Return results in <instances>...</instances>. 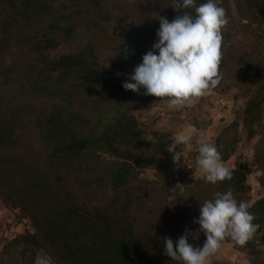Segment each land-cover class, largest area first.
<instances>
[{"label":"trees","instance_id":"obj_1","mask_svg":"<svg viewBox=\"0 0 264 264\" xmlns=\"http://www.w3.org/2000/svg\"><path fill=\"white\" fill-rule=\"evenodd\" d=\"M229 1L232 7L228 0H218L229 19L220 66L250 72L253 87L242 123L252 139L264 109V0ZM205 2L197 0V4ZM172 3L0 0V200L17 208L32 226L30 233L13 240L17 246L48 249L57 264H180L152 245L165 237L175 244L189 230V219L191 231H198L194 220L200 216V205L216 192L231 189L238 203L251 205L257 231L244 247L253 264H264L257 249L258 243L264 244V195L250 199L245 162L230 168L231 180L211 184L203 176L186 183L166 172L181 168L173 158L121 149L142 143L147 134L144 124L125 113L105 121L102 112L88 126L76 113L57 107L49 116L31 118L21 101L4 98L6 90L56 77L55 83L65 80L86 86L104 78L112 96L129 99L135 92L125 90L123 83L157 42L160 25L155 17L171 21L178 14ZM116 78L120 80L114 85ZM238 141L235 135L232 140L217 138L215 147L223 162L235 152ZM102 156L120 163L121 170L111 168ZM144 169L157 174L155 184L159 179L187 193L186 215L164 222L154 206H143L142 199L96 197L104 176L113 177L115 187L124 190L127 175ZM259 181L264 190V174ZM205 240L203 232L198 240L189 236L194 247L202 248Z\"/></svg>","mask_w":264,"mask_h":264},{"label":"rangeland","instance_id":"obj_2","mask_svg":"<svg viewBox=\"0 0 264 264\" xmlns=\"http://www.w3.org/2000/svg\"><path fill=\"white\" fill-rule=\"evenodd\" d=\"M227 3L232 7L231 1L228 0ZM219 72L221 80L218 86L195 99L193 103L176 109H170L166 100L145 95L141 90L129 99L122 100L121 96H112L104 78L86 86L65 80L55 83L56 77H44L40 85L24 84L23 88L6 90L4 98L7 101H21L25 105V112L31 118L49 116L57 107L76 113L80 122H86L88 126L95 123L102 112L105 121L125 113L129 118L144 124L147 134L142 143L125 144L121 149L153 151L161 157L173 158V153L168 148L169 145L174 147L182 153L181 168L168 169L166 172L186 183H195L204 176L196 163L199 155L196 138L203 136L215 146L217 138L232 140L235 135L239 139L235 152L224 163L233 168L238 162H245L249 172V197L254 201L264 195L259 181L264 174V109L263 120L256 126L255 137L248 139L242 118L245 105L250 99V89L253 87L250 72L235 66L230 69L225 65L220 66ZM119 80L116 78L113 84H118ZM191 127L196 129L192 143L187 146L175 145L174 136L187 132ZM101 160L108 161L111 168L121 170V164L109 160L107 156H102ZM156 178L157 174L152 169L131 171L126 177L125 189L118 190L113 177L104 176L99 182V193L96 197L118 195L133 202L142 199L145 204L143 206H154L163 216L164 222L179 220L188 212L189 196L178 187L170 183L167 185L159 179L155 184ZM191 220L187 221L189 230L192 228ZM31 231L32 226L25 215L17 208L5 206L0 200V264L58 263L48 249L23 248L13 243L17 236ZM152 247L157 251H164V240L154 243ZM257 249L263 257L264 244L258 243ZM206 264L253 263L252 255L244 245L240 246L231 237H227L221 243L219 251Z\"/></svg>","mask_w":264,"mask_h":264},{"label":"clouds","instance_id":"obj_3","mask_svg":"<svg viewBox=\"0 0 264 264\" xmlns=\"http://www.w3.org/2000/svg\"><path fill=\"white\" fill-rule=\"evenodd\" d=\"M170 7L178 14L171 21L164 16L155 17L160 25L156 31L157 42L143 55L142 63L134 68L123 87L137 93L144 88L145 95L166 100L170 109H176L193 103L219 85L223 30L229 19L218 0L200 4L197 0H173ZM195 133V127H191L187 132L176 134L173 142L190 145ZM196 145L199 153L196 163L206 182L216 184L232 179V170L213 144L200 136L196 138ZM168 151L173 153L174 163L179 164L182 153L170 145ZM250 207L247 202L238 203L231 189L216 192L213 199L200 205V216L194 220L199 230H186L175 244L165 237L164 254L180 264H206L227 237L240 246L245 245L257 231ZM200 232L206 236L205 243L202 248L194 247L189 243V236L198 240Z\"/></svg>","mask_w":264,"mask_h":264},{"label":"water","instance_id":"obj_4","mask_svg":"<svg viewBox=\"0 0 264 264\" xmlns=\"http://www.w3.org/2000/svg\"><path fill=\"white\" fill-rule=\"evenodd\" d=\"M220 121H222V119Z\"/></svg>","mask_w":264,"mask_h":264}]
</instances>
